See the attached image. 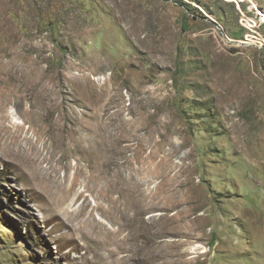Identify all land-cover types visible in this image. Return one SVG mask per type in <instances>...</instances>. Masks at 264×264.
I'll return each mask as SVG.
<instances>
[{
	"label": "rangeland",
	"instance_id": "obj_1",
	"mask_svg": "<svg viewBox=\"0 0 264 264\" xmlns=\"http://www.w3.org/2000/svg\"><path fill=\"white\" fill-rule=\"evenodd\" d=\"M0 264H264V0H0Z\"/></svg>",
	"mask_w": 264,
	"mask_h": 264
},
{
	"label": "bare ground",
	"instance_id": "obj_2",
	"mask_svg": "<svg viewBox=\"0 0 264 264\" xmlns=\"http://www.w3.org/2000/svg\"><path fill=\"white\" fill-rule=\"evenodd\" d=\"M37 70H38V64H36V65H33L32 66V70H31V75H32V78H33V81L35 82V83H38V72H37ZM18 123V122H17ZM95 126H94V129L91 131V135H92V132H94L95 133V135H96V137H95V145H97V148H99V147H101V145L104 143L103 141H104V137H103V134H104V120H98L97 122H96V124H94ZM93 128V127H92ZM81 131V130H80ZM87 131H90V128H88L87 129ZM90 133V132H89ZM88 133V134H89ZM90 135V136H91ZM105 136V135H104ZM86 138V137H85ZM84 138V139H85ZM89 139V138H88ZM90 140V139H89ZM91 140H92V138H91ZM85 141V140H84ZM89 142H87V144H88ZM91 144V143H90ZM89 145V144H88ZM99 146V147H98ZM90 147V146H89ZM85 149H87V147L85 148ZM113 155H114V153H113ZM150 156V155H149ZM120 158H121V156H120ZM150 158V157H149ZM107 161V169H103V170H101V172H100V175H101V177H100V179H101V181L102 180H106V182H105V185H106V187L109 189V187L111 186V180H109L108 181V178L110 179L111 177L112 178H116V177H119V174H120V170L119 171H116L115 172V168H113V166H115L116 164H118V160H117V157L114 155L113 156V158L111 157V160L110 159H107L106 160ZM105 161V162H106ZM117 166V165H116ZM115 166V167H116ZM110 170V171H109ZM113 179V180H114ZM118 180V179H117ZM105 185H103V186H105ZM110 185V186H109ZM118 185V184H117ZM73 187H74V185H73ZM95 188H96V186H95ZM103 188V187H102ZM119 188V187H118ZM72 189V188H71ZM71 189H68L67 191H65L66 193L65 194H62V195H60L59 197H57L56 198V200H54L55 201V206H56V209L57 210H59V211H62V213L64 214V216H69L70 218H72V217H74V216H76L77 214L74 212V211H72V212H70V211H68V210H64L63 209V207L67 204V202L69 201V200H72L71 199V197H72V193L73 192H71ZM107 189V190H108ZM113 189V188H112ZM106 191V190H105ZM113 193V192H112ZM117 193V192H116ZM104 195V194H103ZM106 196V195H105ZM109 198V197H108ZM117 200V199H116ZM133 200V199H132ZM113 201V200H112ZM109 202V201H108ZM115 202V201H114ZM113 202V203H114ZM118 202V201H117ZM117 202H115V203H117ZM112 203V204H113ZM118 205V204H117ZM130 206V205H129ZM82 209V208H81ZM120 210V209H119ZM126 210V209H125ZM134 210V209H133ZM132 210V211H133ZM81 211V210H80ZM70 218L68 219V222L70 223L71 222V220H70ZM76 218V217H75ZM89 218H90V216H89ZM92 218V217H91ZM90 218V219H91ZM87 220H88V218H86ZM91 221V220H90ZM83 223H84V221H83ZM92 224V223H91ZM95 224V226L96 227H100V226H102V224L100 223V222H95L94 223ZM147 242V241H146ZM206 251H203L202 253H205ZM184 256V255H183ZM145 260L148 262L149 261V255L148 254H146L145 255Z\"/></svg>",
	"mask_w": 264,
	"mask_h": 264
}]
</instances>
